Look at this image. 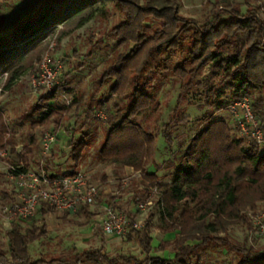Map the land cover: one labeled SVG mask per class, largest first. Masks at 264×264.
Listing matches in <instances>:
<instances>
[{
    "label": "trees",
    "instance_id": "16d2710c",
    "mask_svg": "<svg viewBox=\"0 0 264 264\" xmlns=\"http://www.w3.org/2000/svg\"><path fill=\"white\" fill-rule=\"evenodd\" d=\"M115 1L126 12L127 21L114 28L112 33L118 37V44L133 42L134 45L129 51L117 54L101 77L103 84L114 80L111 91L127 98L124 108L118 102L104 108L108 114V133L101 154L104 159L139 172L143 184L163 186V195L167 199L164 210L170 217L177 212H188L189 215H197V220L214 215V221L200 223L197 230L187 237L160 242L155 247L163 250L172 246L171 257L150 256L154 247L148 228H131L127 235L135 234L146 255L142 259L128 255L110 256L102 249H96L76 253L69 259L32 262L27 255L29 245L47 236L45 218L59 212L44 204L33 217L16 219L11 223L9 255L0 245V264H205L204 248L207 245L223 240L228 242L212 233L219 230L217 220H222L223 216L238 217L241 182L255 187L259 199L264 200V145L259 146L253 139L238 136L224 120L203 117L202 121L207 125L188 140L177 159L168 163V168L176 169L170 184H162L156 170L149 171V161L156 153V136L143 126V114L157 108L159 88L164 79L172 75L179 81L181 92L170 120L161 132L170 146L175 126L188 121L182 115L181 105L190 91L198 89H203L205 98L210 99L208 106L213 103L224 106L221 98L225 90L231 92L234 101L251 98L264 132V97L261 94L264 87V17L255 8H247L242 13L239 5L224 4L215 7L211 19L199 23L180 15L174 5L164 2L157 7L149 2L141 6L134 0ZM99 8L96 0H42L39 8L20 19L9 35H0V69L7 71L12 58L44 38L55 25L77 15L80 16L78 26H82L96 15ZM222 12L227 16L221 17ZM147 21L158 25L153 27ZM95 56L92 50L83 59L90 61ZM20 74L18 69L11 73L7 89ZM61 86H55L40 97L34 108L38 119L32 124L48 123L69 109L56 101L59 91L64 90ZM255 92L259 95L253 96ZM97 103L108 106L101 99ZM92 104L93 99L86 111L88 120L95 115ZM6 135L8 141L5 143ZM115 143H120V147L105 150L106 146L112 148ZM5 144L10 145V154L17 156L15 163L22 162L25 169L29 168L35 154L33 144L24 145L18 152L0 114V147H6ZM71 145L73 160L78 165L87 149V141L85 138L72 139ZM90 181L97 184L91 177ZM5 197L9 201L13 199V195L7 193ZM114 208L120 209L118 206ZM63 213L69 215L68 212ZM126 213L130 216L129 212ZM74 215L83 216L88 221L98 218V213L89 205L82 206ZM130 218L136 220L133 216ZM23 222L28 225H23ZM231 250L236 254L234 264H264V248L232 245Z\"/></svg>",
    "mask_w": 264,
    "mask_h": 264
},
{
    "label": "rangeland",
    "instance_id": "374dc122",
    "mask_svg": "<svg viewBox=\"0 0 264 264\" xmlns=\"http://www.w3.org/2000/svg\"><path fill=\"white\" fill-rule=\"evenodd\" d=\"M96 1L100 8L90 21L78 26L80 16L68 18L63 24L55 25L46 32L44 38L37 40L12 58L8 63L7 71L4 70L5 68L0 69V114L6 121L10 137L15 141L18 152L24 145L33 144L35 154L29 169L38 170L40 166H43L49 173L54 174L74 170L86 173L100 189V197L92 207L96 213L104 214L101 204L118 206L121 210L129 212L130 216L144 224L142 229L148 228L153 237L154 248L151 249L149 255L161 258L171 257L174 251L172 246H166L163 250L155 247L160 242L187 237L197 230L200 223L207 224L214 221L215 216L210 215L204 220H197L195 214L177 212L173 217H170L164 210L167 199L163 195V186L145 185L139 176L135 175V170L131 168L126 170L118 163L103 158L101 149L108 133L106 124L108 114L104 108L115 102L124 108L127 98L111 91L114 80L103 84L101 77L116 55L129 51L134 43L120 45L118 37L112 33L114 28L127 21L126 12L117 2L115 0ZM134 1L141 6L148 2L157 7H160L162 2L174 5L180 15L195 19L199 23L211 19L216 11L215 7L217 5L224 6V4L239 5L242 13L247 8H255L264 16L262 10L264 0ZM41 3L42 0H0V35H9L20 19L34 13ZM220 15L225 17L227 13L222 12ZM147 23H151L153 27L158 25L154 21H147ZM92 50L96 54L95 58L90 61L84 60L83 57ZM46 57L51 60L52 64H61L62 69L51 88L35 87L33 85L34 77L40 72L41 63ZM16 69L21 74L7 89L9 77ZM263 69L264 67H262ZM206 73L209 75L208 72ZM58 85H62L61 88L63 87L64 90L59 91L56 101L62 107H69V109L65 110L62 115L53 117L48 123L32 124L34 120L38 119L34 108L40 97ZM261 91L264 97V87ZM180 92L179 81L172 75H168L157 93V108L153 112L143 114L145 117L144 128L156 136V153L150 159L149 164L154 161L155 165L152 170L158 172L162 183L167 181L173 170L167 167L168 163L177 159L180 150L187 145L188 140L207 125L202 121L204 116L224 120L241 137L236 128L235 118L230 108L227 107L230 102L234 101L231 92L225 90L222 95L221 101L225 102L224 106L221 107L215 103L208 106L207 102L210 99L205 98L206 94L203 89H198L190 91L181 105L182 115L188 121L175 126L173 144L170 146L161 132L163 126L170 120ZM258 95V92L253 94V96ZM92 99L95 115L94 118L88 120L86 111L89 109ZM98 99L104 101L108 106L97 103ZM46 133L56 136V141L48 153H44L43 145ZM7 138L6 135L5 143L8 141ZM81 138L86 139L87 149L82 160L76 165L72 157L71 140ZM5 146L0 147V149L5 148L8 151L7 158L0 157V208L9 201L5 194L14 196L15 189V180L8 175V166L15 162L17 156L10 154V145L5 144ZM106 147V151L109 148L115 150L120 147V143H115L112 148ZM175 171L176 169L172 175L175 174ZM140 202L146 205L143 210L138 209ZM239 208L238 217L223 216L222 220H217L219 230L212 235L226 239L228 242L224 243L223 240L207 245L204 248L205 264H234L236 254L231 250L232 245L253 246L256 249L264 248V233L257 225V217L264 212V200L259 199L258 190L249 186L245 181L241 182ZM45 222L48 229L47 236L36 240L28 247L27 255L32 262L39 259L46 261L69 259L76 253L96 249H102L110 256L128 255L139 259L146 256L135 234L130 237L107 234L98 219L88 221L83 216L77 217L74 214L65 215L63 212H56L48 214ZM26 224L27 222H23V225ZM11 229L12 224L3 218L0 211V245L8 255L9 231Z\"/></svg>",
    "mask_w": 264,
    "mask_h": 264
},
{
    "label": "built area",
    "instance_id": "2783aa9c",
    "mask_svg": "<svg viewBox=\"0 0 264 264\" xmlns=\"http://www.w3.org/2000/svg\"><path fill=\"white\" fill-rule=\"evenodd\" d=\"M262 10L264 12V5ZM61 69V64H52L48 57L44 58L40 72L34 77L33 85L51 88ZM228 107L235 118L239 134L255 140L259 146L264 145V133L253 111L251 99L240 98ZM55 141L54 134H45L44 153L50 151ZM0 157H8V151L5 148L0 149ZM8 175L15 180L14 196L0 208L3 218L8 223L16 219L24 220L33 217L44 204L59 212L75 214L82 206L93 207L100 197L98 186L91 183L90 177L82 171L54 174L49 173L43 166H40L38 170H31L25 169L22 162L19 164L14 162L8 166ZM135 175L140 176V173L136 172ZM145 206L140 202L138 209L143 210ZM99 218L104 232L115 236L127 235L131 228L141 230L144 227L141 221L132 220L125 211L113 206H105L104 214ZM257 225L264 233V212L257 217Z\"/></svg>",
    "mask_w": 264,
    "mask_h": 264
},
{
    "label": "crops",
    "instance_id": "0c3cea01",
    "mask_svg": "<svg viewBox=\"0 0 264 264\" xmlns=\"http://www.w3.org/2000/svg\"><path fill=\"white\" fill-rule=\"evenodd\" d=\"M155 164H154V161L151 163V164H149V171H154V170H152V167L154 166ZM126 168V170H129L130 168L129 167H125ZM175 169H173L172 170V173H173V171H174ZM172 173H171V176L169 177V178H167V181H165V182H163L162 183V181H160L162 184H170L171 182H172V180H173V177H174V175H172ZM157 175H158V172H157ZM101 205H103L102 206V208H103V211H104V207L106 206V204H101ZM91 208V210H93L94 211V209H92V207H90ZM99 217H101V215H99L98 214V220L100 221V218ZM164 258H166V257H164Z\"/></svg>",
    "mask_w": 264,
    "mask_h": 264
}]
</instances>
